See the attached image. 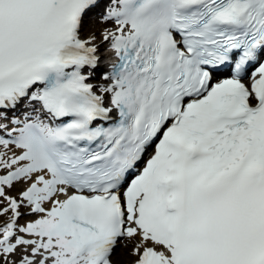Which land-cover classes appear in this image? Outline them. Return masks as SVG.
<instances>
[{"label":"snow or ice","instance_id":"6c2138e0","mask_svg":"<svg viewBox=\"0 0 264 264\" xmlns=\"http://www.w3.org/2000/svg\"><path fill=\"white\" fill-rule=\"evenodd\" d=\"M117 248L264 264V0H0V264Z\"/></svg>","mask_w":264,"mask_h":264},{"label":"rangeland","instance_id":"374dc122","mask_svg":"<svg viewBox=\"0 0 264 264\" xmlns=\"http://www.w3.org/2000/svg\"><path fill=\"white\" fill-rule=\"evenodd\" d=\"M88 24L84 27V30L86 31V29L88 28ZM85 31H83V32H85ZM121 250V248H117L116 249V251H115V253H114V256H113V259L114 260H119V261H121V264H124V263H126V262H128V261H131V260H133L134 259V257H132L131 255H129V254H126V255H124V256H120V253L122 252V251H120Z\"/></svg>","mask_w":264,"mask_h":264},{"label":"bare ground","instance_id":"6f19581e","mask_svg":"<svg viewBox=\"0 0 264 264\" xmlns=\"http://www.w3.org/2000/svg\"><path fill=\"white\" fill-rule=\"evenodd\" d=\"M88 23H89V24H93V25H95L96 27H102V25H100V24H99L97 21H95V20H90ZM89 30H90V28H89V26H88V28L86 29V31L83 32L82 34H83V35H87V33H88ZM105 58H107V57L105 56L104 59H105ZM120 251H122V252L120 253V256H124V255L128 254V251L125 250V249H123V248H121Z\"/></svg>","mask_w":264,"mask_h":264}]
</instances>
